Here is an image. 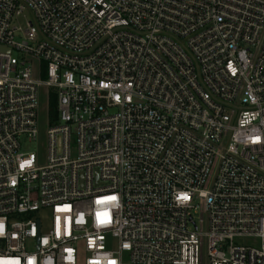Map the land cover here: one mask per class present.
Returning a JSON list of instances; mask_svg holds the SVG:
<instances>
[{
    "label": "built area",
    "instance_id": "2783aa9c",
    "mask_svg": "<svg viewBox=\"0 0 264 264\" xmlns=\"http://www.w3.org/2000/svg\"><path fill=\"white\" fill-rule=\"evenodd\" d=\"M200 212L264 264V0H0V264H201Z\"/></svg>",
    "mask_w": 264,
    "mask_h": 264
},
{
    "label": "rangeland",
    "instance_id": "374dc122",
    "mask_svg": "<svg viewBox=\"0 0 264 264\" xmlns=\"http://www.w3.org/2000/svg\"><path fill=\"white\" fill-rule=\"evenodd\" d=\"M46 107H47V101H46V94L41 92V100H40V108H39V120H40V135L39 140L36 143H22V152H35L36 155H40L42 160H45L46 157V130H47V116H46ZM45 216V214H43ZM199 219L202 220V222H199ZM195 221L197 223V230L199 233H201V244L199 248V259L201 264H206L207 257H206V241L204 237V233L206 232V214L204 212L198 213L197 217L195 218ZM248 240H243L242 243H247ZM256 244V242H253ZM125 258V257H124Z\"/></svg>",
    "mask_w": 264,
    "mask_h": 264
},
{
    "label": "trees",
    "instance_id": "16d2710c",
    "mask_svg": "<svg viewBox=\"0 0 264 264\" xmlns=\"http://www.w3.org/2000/svg\"><path fill=\"white\" fill-rule=\"evenodd\" d=\"M49 107H50V110H52L53 106H54V102L53 101H50V103L48 104ZM54 115V112L52 113V120H54L55 117H53Z\"/></svg>",
    "mask_w": 264,
    "mask_h": 264
},
{
    "label": "snow or ice",
    "instance_id": "6c2138e0",
    "mask_svg": "<svg viewBox=\"0 0 264 264\" xmlns=\"http://www.w3.org/2000/svg\"><path fill=\"white\" fill-rule=\"evenodd\" d=\"M110 199H115V197H112V198H110Z\"/></svg>",
    "mask_w": 264,
    "mask_h": 264
}]
</instances>
